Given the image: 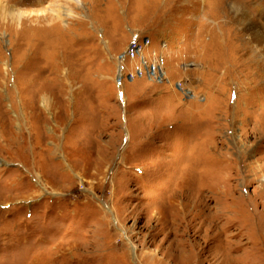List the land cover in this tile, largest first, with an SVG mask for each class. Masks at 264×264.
<instances>
[{
	"label": "rangeland",
	"instance_id": "rangeland-1",
	"mask_svg": "<svg viewBox=\"0 0 264 264\" xmlns=\"http://www.w3.org/2000/svg\"><path fill=\"white\" fill-rule=\"evenodd\" d=\"M80 1L0 21V264H264V0Z\"/></svg>",
	"mask_w": 264,
	"mask_h": 264
},
{
	"label": "built area",
	"instance_id": "built-area-1",
	"mask_svg": "<svg viewBox=\"0 0 264 264\" xmlns=\"http://www.w3.org/2000/svg\"><path fill=\"white\" fill-rule=\"evenodd\" d=\"M166 42L156 48L150 36L134 35L127 47L119 54L118 86H123L124 80L135 81L145 77L154 82L167 79V65L165 49ZM120 68V69H119Z\"/></svg>",
	"mask_w": 264,
	"mask_h": 264
},
{
	"label": "clouds",
	"instance_id": "clouds-1",
	"mask_svg": "<svg viewBox=\"0 0 264 264\" xmlns=\"http://www.w3.org/2000/svg\"><path fill=\"white\" fill-rule=\"evenodd\" d=\"M18 5H14L12 0H0V21L6 20L9 16H19ZM2 34V33H0Z\"/></svg>",
	"mask_w": 264,
	"mask_h": 264
},
{
	"label": "bare ground",
	"instance_id": "bare-ground-1",
	"mask_svg": "<svg viewBox=\"0 0 264 264\" xmlns=\"http://www.w3.org/2000/svg\"><path fill=\"white\" fill-rule=\"evenodd\" d=\"M78 3H81L80 0H76ZM58 17H60V14L57 15ZM18 17V16H17ZM246 30L248 31V39L251 41H258V42H263L264 41V31L262 29H255L254 25H250L249 27L246 28ZM247 33V32H246ZM120 69V68H119ZM119 76L122 75L121 70H119Z\"/></svg>",
	"mask_w": 264,
	"mask_h": 264
}]
</instances>
